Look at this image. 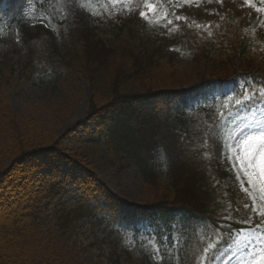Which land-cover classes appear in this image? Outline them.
<instances>
[{
    "label": "trees",
    "instance_id": "1",
    "mask_svg": "<svg viewBox=\"0 0 264 264\" xmlns=\"http://www.w3.org/2000/svg\"><path fill=\"white\" fill-rule=\"evenodd\" d=\"M33 2L39 19L33 32L20 22L17 27L23 57L16 69L6 55L0 63V264H84L97 243L96 238L85 247L78 242L87 224L83 221L94 217L89 198L104 192L114 204L97 180L100 168L61 147L67 131L57 135L53 124L42 127L11 112L1 91L2 82L9 81L4 76L16 72L28 76L38 58L53 73L70 70L86 82L84 117L93 119L105 134L109 164L136 170L144 206L155 207L162 222L153 224L159 253L155 264L218 263L232 231L244 227L247 212L236 190L227 185L226 171L216 157V141L242 111L257 104L264 107V34L244 31V19L236 11L214 16L167 11V28L158 27L147 37L158 42L161 51H155L127 25L141 19L140 12L150 5V0H134L121 10L124 21L107 29L112 41L117 40L111 45L99 37L100 16L105 13L101 0ZM91 8L89 14L97 21L90 19ZM178 47L197 66L206 67L202 81L239 78L243 90L226 104L182 112L174 104L183 89L177 72L153 58ZM156 148L163 153L167 185L161 184L151 163ZM61 164L81 170L85 196L73 207L61 203L52 209L50 199L61 190L53 181ZM117 197L128 199L122 188ZM106 238L101 237L104 246L98 247L99 256L107 264H122L116 243Z\"/></svg>",
    "mask_w": 264,
    "mask_h": 264
},
{
    "label": "rangeland",
    "instance_id": "2",
    "mask_svg": "<svg viewBox=\"0 0 264 264\" xmlns=\"http://www.w3.org/2000/svg\"><path fill=\"white\" fill-rule=\"evenodd\" d=\"M124 0L119 3H113V0H103L106 6L108 19H112L113 23L120 21V16L117 14V9L122 8ZM15 6V16H22L28 29H33V11L29 0H0V10ZM168 5L174 9H182L194 15H214L218 12H227L235 10L240 12L245 18V30L249 32L262 31L264 33V11L257 12L256 8L264 9V3L261 0H252V6L246 3V0H193L192 3H184V0H153V4L143 12L146 14L141 20L132 23L130 28L136 32V36L142 39L143 43L148 47H152L155 51H161L155 44L150 42L146 37H150L151 29L154 27L167 28L165 20L157 14L163 12L164 6ZM89 12V11H88ZM201 13V14H200ZM106 19V20H108ZM100 37L106 43L116 45L117 40L112 41L111 35L107 32L110 24H103ZM169 29V28H168ZM171 29V27H170ZM2 35L0 34V39ZM158 39H161L158 37ZM5 47L9 50V56H12V61H16L19 56L23 55L20 50V42L16 33L12 32L8 35ZM17 51L18 53H14ZM172 52L162 51L161 55L154 56V59H159L161 65L168 71L175 70L177 78L187 90L184 93V101L182 106L187 109L191 105L201 102L208 104L213 97H217L220 93H227L229 87L225 86L222 89L207 90L205 87L197 86L203 74L207 72L205 66H197L193 63L190 54L182 51L181 48H171ZM178 51V53H177ZM172 55V57H169ZM118 57H116L117 59ZM6 89H8L6 91ZM4 95L10 102V109L17 118L41 124L42 127H48L49 124L55 127V133L60 135L66 130L74 131L72 135L64 141L63 147L74 155L78 152L80 158L85 159L91 165L99 167L97 178L101 184H104L114 193H119V188H122L128 195V202H133L137 205L146 203V200L141 197V179L136 170L132 167L123 166L120 168L116 164H109V153L103 145V141L97 146L93 143L89 133L94 129L77 130L75 124L84 126L82 118L86 113L88 104V89L86 82L78 76L77 73L62 71L60 75L46 73L40 63H36V68L29 78L17 80L15 76L12 86L4 87ZM193 92V94H190ZM90 125V124H88ZM264 131V111L260 110L250 115H244L242 118L232 123L222 134L223 140L219 160L226 164L228 172L227 185L229 188L237 189V195L245 201L243 210L250 213V220L247 222L249 227L233 237V242L225 251L219 255V264H251L254 254L259 253L264 248V217L257 215L253 210L255 205L260 210L264 211V199L260 191V186L253 187L249 184L244 172L238 163L240 157H243V139L252 132ZM155 166V171L159 175V181L163 185L168 184L167 174L161 164V155L156 153L151 159ZM228 165V166H227ZM65 172L64 169L61 170ZM77 173L74 169L72 175ZM63 188L69 192L63 197V201L73 203L76 198V189L71 184H63ZM96 206H100V210H95V215L98 219L106 220L107 213L105 209L106 198L100 195L93 197ZM62 201V202H63ZM128 202L119 204V221L116 229L119 231L113 233L111 228L105 226V222L95 224L96 220L91 225H84L83 230L78 235V242L84 246L94 241L98 237V241L92 250L87 254L84 264H104V260L98 255V247L104 246L100 244L103 240L114 241L116 243L121 260L124 264H139L140 253L147 251L151 241L146 240L147 221L143 220L137 214L135 217L132 208ZM91 202V205H95ZM121 217H125L124 222H121ZM136 228H135V227ZM138 231V233L135 232ZM259 230L262 231L259 232ZM111 232V234H110ZM146 240V241H145ZM153 249L151 255H154ZM155 257V256H154Z\"/></svg>",
    "mask_w": 264,
    "mask_h": 264
},
{
    "label": "snow or ice",
    "instance_id": "3",
    "mask_svg": "<svg viewBox=\"0 0 264 264\" xmlns=\"http://www.w3.org/2000/svg\"><path fill=\"white\" fill-rule=\"evenodd\" d=\"M120 0H113V3H119ZM193 0H184V3H192ZM249 6H252V0H246ZM264 3V0H261ZM256 11L262 12L264 9L257 7ZM140 15L144 17L146 14L141 12ZM181 19V17H177ZM186 19V18H185ZM41 22H43L41 20ZM168 23H171L169 20ZM243 145V157H240L238 163L241 170L244 172L249 184L253 187L260 186V191L264 194V131L252 132L248 134L242 141ZM264 199V195H262ZM253 210L256 211L257 215L264 217V211L253 206ZM207 259V257H205ZM251 264H264V248L259 253L254 254Z\"/></svg>",
    "mask_w": 264,
    "mask_h": 264
}]
</instances>
